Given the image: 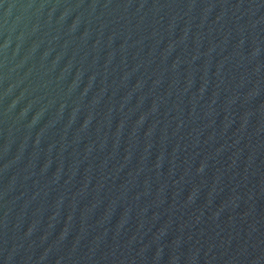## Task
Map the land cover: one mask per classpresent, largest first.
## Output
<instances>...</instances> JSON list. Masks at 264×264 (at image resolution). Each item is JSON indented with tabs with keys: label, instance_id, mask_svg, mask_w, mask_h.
<instances>
[{
	"label": "water",
	"instance_id": "obj_1",
	"mask_svg": "<svg viewBox=\"0 0 264 264\" xmlns=\"http://www.w3.org/2000/svg\"><path fill=\"white\" fill-rule=\"evenodd\" d=\"M0 264H264V0H0Z\"/></svg>",
	"mask_w": 264,
	"mask_h": 264
}]
</instances>
